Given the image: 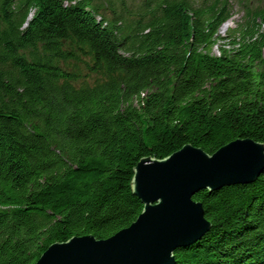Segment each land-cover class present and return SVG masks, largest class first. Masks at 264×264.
<instances>
[{
    "label": "trees",
    "instance_id": "1",
    "mask_svg": "<svg viewBox=\"0 0 264 264\" xmlns=\"http://www.w3.org/2000/svg\"><path fill=\"white\" fill-rule=\"evenodd\" d=\"M234 1L242 16L221 37ZM134 2L0 0V264L128 226L142 157L264 143V5ZM192 197L211 227L175 264H264V169Z\"/></svg>",
    "mask_w": 264,
    "mask_h": 264
},
{
    "label": "water",
    "instance_id": "2",
    "mask_svg": "<svg viewBox=\"0 0 264 264\" xmlns=\"http://www.w3.org/2000/svg\"><path fill=\"white\" fill-rule=\"evenodd\" d=\"M264 169V143L238 137L213 153L184 144L164 158L142 157L134 166L132 193L143 204L128 226L106 238L91 234L51 243L34 264H175L174 250L211 227L201 189L250 183Z\"/></svg>",
    "mask_w": 264,
    "mask_h": 264
},
{
    "label": "rangeland",
    "instance_id": "3",
    "mask_svg": "<svg viewBox=\"0 0 264 264\" xmlns=\"http://www.w3.org/2000/svg\"><path fill=\"white\" fill-rule=\"evenodd\" d=\"M138 0H135L134 4L137 3ZM254 5H264V0H254L253 2ZM104 13L109 16L110 15V12L109 10H105ZM242 13L240 12V6L236 3H234L232 5V8H231V17L225 22V27H223V25H221L219 27V31H218V34L222 37V36H226L227 35V30L231 27H234L236 25V22L239 20V18L241 17ZM264 29V25L262 27ZM220 43H223V41H220ZM218 46L216 44V46L213 48V52H216L218 51ZM79 68L82 73L84 74V77L83 79H85V81L92 85L93 82L95 81V76L94 74H90L87 72V70L85 69L84 65L82 63H79L78 64ZM80 83H82V81L78 80L75 84L76 86H78Z\"/></svg>",
    "mask_w": 264,
    "mask_h": 264
},
{
    "label": "bare ground",
    "instance_id": "4",
    "mask_svg": "<svg viewBox=\"0 0 264 264\" xmlns=\"http://www.w3.org/2000/svg\"><path fill=\"white\" fill-rule=\"evenodd\" d=\"M225 25H226V24L224 23V24H223V27H225Z\"/></svg>",
    "mask_w": 264,
    "mask_h": 264
}]
</instances>
